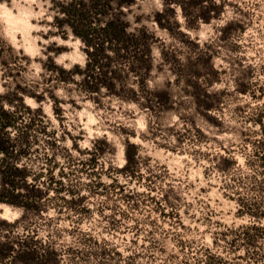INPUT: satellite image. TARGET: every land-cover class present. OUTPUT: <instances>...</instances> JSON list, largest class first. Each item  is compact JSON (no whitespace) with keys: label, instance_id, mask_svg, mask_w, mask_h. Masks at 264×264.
Wrapping results in <instances>:
<instances>
[{"label":"rangeland","instance_id":"obj_1","mask_svg":"<svg viewBox=\"0 0 264 264\" xmlns=\"http://www.w3.org/2000/svg\"><path fill=\"white\" fill-rule=\"evenodd\" d=\"M70 1L0 0V106L38 205L0 200V238L58 264H264V0H111L78 25L90 66ZM116 15L136 41L100 33Z\"/></svg>","mask_w":264,"mask_h":264},{"label":"trees","instance_id":"obj_2","mask_svg":"<svg viewBox=\"0 0 264 264\" xmlns=\"http://www.w3.org/2000/svg\"><path fill=\"white\" fill-rule=\"evenodd\" d=\"M134 0H126L125 4H130ZM112 6L111 0H72L63 4V13L67 16V19L74 27V32L79 35L87 45V54L89 55L91 64H97L96 54H98V48L95 47L93 42V32L97 28L89 27L87 30L78 29V25L88 21L89 13H106L107 8ZM181 6H183L181 4ZM122 14V12H120ZM161 16V15H160ZM160 21V18H159ZM87 23V22H86ZM128 22L121 16L111 17L106 25L100 29V33L105 36H110L117 41L130 42L136 41L134 34H131L128 30ZM95 56V57H94ZM93 57V58H92ZM91 63V64H90ZM57 68V67H56ZM87 76L89 81L93 80L94 75L91 73L92 67H86ZM61 71H64L61 69ZM81 72V71H80ZM29 109V108H28ZM15 115L12 111L0 106V200H9V196L16 198L17 200H11L9 202L22 206L25 211L37 208V203H31L26 199L28 196L25 193L18 191V185L16 183V177L21 175L27 178L26 173L22 168L18 166V157L12 155V138L9 136V129L14 126L16 121ZM12 155V160L8 161V157ZM34 187V186H32ZM21 262V264H54L59 263V254L56 249L40 250V247L36 243L28 242L26 240L18 241V249L15 248L12 241L2 240L0 238V262Z\"/></svg>","mask_w":264,"mask_h":264},{"label":"bare ground","instance_id":"obj_3","mask_svg":"<svg viewBox=\"0 0 264 264\" xmlns=\"http://www.w3.org/2000/svg\"><path fill=\"white\" fill-rule=\"evenodd\" d=\"M0 209H3L7 213V212H9L10 207L8 205H6V204H1L0 203Z\"/></svg>","mask_w":264,"mask_h":264}]
</instances>
